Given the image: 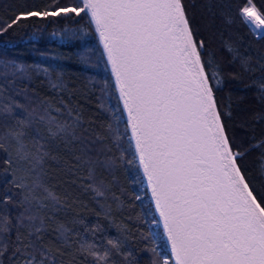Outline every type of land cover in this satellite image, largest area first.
I'll return each instance as SVG.
<instances>
[{"label": "snow or ice", "instance_id": "snow-or-ice-1", "mask_svg": "<svg viewBox=\"0 0 264 264\" xmlns=\"http://www.w3.org/2000/svg\"><path fill=\"white\" fill-rule=\"evenodd\" d=\"M188 8L186 0H68L64 5L52 0L0 22L3 35L33 17L76 24L86 19L99 49L86 48L82 62L97 67L91 56L103 60L112 83L102 81L99 91L107 97L114 88L118 101L115 109H106L113 118L102 125L106 134L86 135L78 107L62 98L59 106L37 100L25 83L32 79L25 65L0 61V152L6 154L0 172V264L5 259L65 264V256L72 257L67 264L80 257L91 264H138L132 249L136 237L126 224L116 223L112 205L96 215L109 220L117 236L80 218L71 227L48 225L70 207L46 182L47 162L63 159L53 155L52 141L72 153L69 174L87 169L79 179L94 198L105 197L112 187L98 179L103 172L123 165L137 169L133 182L150 195L151 223L162 229L141 237L151 242L150 248L145 244L151 264H264V197L258 199L241 163L248 151L264 147V140L245 148L230 131L226 121L232 113L216 95L223 82L219 65L206 55L205 41L197 39ZM239 15L253 34L264 33V11L253 0H245ZM87 34L83 26L53 33ZM241 62L247 65L250 58ZM29 67L50 76L47 67ZM60 76L57 82L49 79L51 87L71 96ZM115 202L123 206L118 197ZM161 238L167 248L163 255L156 243Z\"/></svg>", "mask_w": 264, "mask_h": 264}, {"label": "trees", "instance_id": "trees-1", "mask_svg": "<svg viewBox=\"0 0 264 264\" xmlns=\"http://www.w3.org/2000/svg\"><path fill=\"white\" fill-rule=\"evenodd\" d=\"M51 3L52 0H0V22L10 20L14 13L44 8ZM66 3L68 0H60L61 5ZM186 3L189 5L188 11L197 39L205 41L206 55L210 54L215 64L219 65L223 82L216 95L221 107L232 113L231 119L226 121L230 131L245 148L264 140V90L260 88L264 84V33L253 34L241 20L239 9L245 5V0H186ZM253 3L264 11V0H253ZM80 26L88 30L87 35L79 38L53 35L67 33L69 29ZM229 47L232 51H229ZM86 48L99 49L98 38L86 19L76 24L64 18L33 17L0 35V61H15L25 65L32 74V79L25 83L34 90L33 95L37 100H48L59 106L62 98L81 111L84 126L88 128L86 135H94L96 132L106 134L102 125L113 119L106 109L108 106L115 109L118 101L114 88L109 89L111 95L107 97L99 91L103 87L102 81L112 83L110 73L105 69L103 60H98L94 55L90 63L98 64L97 67H88L82 62ZM244 57L250 58L247 65L241 62ZM32 65L49 68L50 76L45 77L43 73L36 72L29 67ZM61 73L60 79L72 91L71 96L67 91L59 92L52 88L49 83V79L57 82V76ZM102 102L105 108L99 106ZM120 128L123 129L122 124ZM56 144L55 141L50 142L52 153L63 159L59 164L52 160L47 162L46 182L57 195L67 198L70 207L57 213L55 220H48V225L54 227L57 222H63L71 227V221L80 218L88 225L100 223L108 235L117 236V229L110 226V221L103 215H96L103 211L105 205H112L116 223L126 224L136 237L132 249L138 264H151L152 254L145 250V244L150 248L151 242L141 237L149 231L162 229H157L151 223L150 195L145 194L146 189L142 184L133 182L137 169L132 165H123L116 168L114 173L103 172L98 179H103L106 184L111 183L112 187L105 197L94 198L95 194L85 191L79 179L86 176L87 169L81 167L74 175L69 174L66 167L72 163V153L64 150L63 146L57 148ZM5 159L6 154L0 152V172L4 168ZM241 163L258 199L264 197V147L248 151ZM2 191L0 186V193ZM134 195H141L142 199L136 200ZM115 197L119 198L122 207L117 208ZM156 243L161 255L165 254V241L161 238ZM62 259L67 264L72 257L65 256ZM5 264H8L7 259ZM73 264H91V260L80 257Z\"/></svg>", "mask_w": 264, "mask_h": 264}, {"label": "built area", "instance_id": "built-area-1", "mask_svg": "<svg viewBox=\"0 0 264 264\" xmlns=\"http://www.w3.org/2000/svg\"><path fill=\"white\" fill-rule=\"evenodd\" d=\"M255 4V3H254ZM256 5V4H255ZM257 6V5H256ZM258 7V6H257ZM263 33H261V34H257V35H262Z\"/></svg>", "mask_w": 264, "mask_h": 264}, {"label": "rangeland", "instance_id": "rangeland-1", "mask_svg": "<svg viewBox=\"0 0 264 264\" xmlns=\"http://www.w3.org/2000/svg\"><path fill=\"white\" fill-rule=\"evenodd\" d=\"M257 7V6H256ZM258 8V7H257ZM259 9V8H258Z\"/></svg>", "mask_w": 264, "mask_h": 264}]
</instances>
